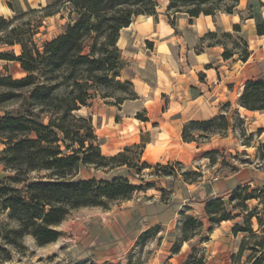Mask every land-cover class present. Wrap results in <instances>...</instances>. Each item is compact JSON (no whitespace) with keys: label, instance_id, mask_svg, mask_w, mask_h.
I'll use <instances>...</instances> for the list:
<instances>
[{"label":"trees","instance_id":"obj_1","mask_svg":"<svg viewBox=\"0 0 264 264\" xmlns=\"http://www.w3.org/2000/svg\"><path fill=\"white\" fill-rule=\"evenodd\" d=\"M69 2L76 17L68 23L63 32L51 40L42 43L39 50L32 40L34 31L30 25L26 29L13 25L16 17L9 18L0 14V41L4 44H19L21 53L0 52V58L16 60L27 75L20 79L11 76L0 77V85L7 89L0 92V103L16 98L21 89H27L26 99L35 106H40L39 112L26 110L10 114L5 112L0 117V142L4 147L0 150V162L4 169L12 172L0 180V205L9 210V217L14 218L18 228H10L0 223V240L15 247H24L22 237L30 235L39 246L54 242L59 236L57 225L74 208L80 206H101L113 200L128 198L135 189L130 181L115 175L105 178H77L82 167H93L101 170H111L119 166L130 167L134 158L127 155L142 145L125 146L112 155H104L100 142L93 132L90 116L76 113L82 106H88L91 98L99 94L106 99L109 93H101L102 88L115 86L126 92L125 86H131L130 81L118 80L120 68V49L117 47L119 31L130 24L133 17L139 14L155 15L153 0H56ZM180 2L190 18L200 14L214 15V10L225 13L232 12V5L220 9L215 6L226 0H171V6ZM239 31L237 24L233 25ZM258 34L264 33V25H258ZM211 33L212 31H208ZM226 35L230 36L229 33ZM201 41V37H200ZM248 51L244 50L241 59L246 60ZM232 53L225 49L221 56L224 59ZM127 93V92H126ZM134 91L128 97H118L115 103L133 98ZM239 106L247 110H264V80L246 81L238 99ZM42 112L45 115H41ZM135 117L147 120L140 112ZM46 121H44V119ZM227 128L228 120L225 114L218 113L208 120H189L181 131L183 141H197V137L207 136L214 125ZM199 125L197 134L188 130ZM141 154V152H140ZM261 156L264 157V143L261 146ZM140 155L138 156V159ZM213 163L214 159H209ZM142 166L149 165L141 161ZM165 169V166L155 164ZM32 171H45L36 177H30ZM184 174V173H182ZM249 185L238 184L230 191V197L225 203L221 197L208 196L205 202L204 215L209 222L210 233L221 221L231 220L245 212L244 227L235 224L232 232L248 233L242 238L239 255L245 249L253 253L251 264H262L264 261V235L254 232L251 219L255 217L259 227L262 219L254 210H248L246 201L257 199L263 205L264 185L262 188L251 189ZM259 194H254L256 192ZM236 200L235 206L232 202ZM227 205L233 214L227 210ZM203 223L195 216L188 215L182 222V241H187L192 234L200 230ZM189 230V231H187ZM254 239L250 247L246 240ZM208 240L206 236L204 241ZM175 252L178 248H175ZM192 252L184 264H204L202 255ZM10 259V253L0 244V262Z\"/></svg>","mask_w":264,"mask_h":264},{"label":"rangeland","instance_id":"obj_2","mask_svg":"<svg viewBox=\"0 0 264 264\" xmlns=\"http://www.w3.org/2000/svg\"><path fill=\"white\" fill-rule=\"evenodd\" d=\"M12 6V14L5 16L9 18L16 17L13 25H17L26 29L30 25L34 31L32 40L39 50L42 49L44 41L51 40L61 34L68 23H72L76 17V13L72 10L69 2H57L56 0H47L46 4L28 6L26 0L24 5L18 4L16 0H10ZM155 2V15H167L168 22L175 26L180 22L184 26L190 22L189 16L184 11H175V9L184 10L182 3L177 2L171 6V0H153ZM232 5V12L236 16V22L229 24L225 30L222 22L217 18L220 10H214V15H210L215 22V28L209 33L206 31L201 36L200 44L218 43L222 47V52L227 49L232 53L225 65L226 79L225 86L229 90V95L234 98L238 93L242 92L243 86L249 80H264V33L258 34L256 29L258 25H264V1L263 0H226L215 6L220 9ZM3 15V14H1ZM142 14L133 17H141ZM202 15V14H200ZM143 16V15H142ZM237 24L239 31L233 28ZM121 30V29H120ZM229 33L230 36L226 35ZM4 34H0V39ZM120 37V31H119ZM118 37V39H119ZM117 39V42H118ZM117 44V43H116ZM144 47L152 48V43L145 42ZM117 47L119 48L118 44ZM248 51L246 60H242L244 50ZM120 49V48H119ZM196 49L199 50L198 46ZM0 52H12L14 55L21 53L19 44L8 45L0 41ZM221 52V54H222ZM120 68L118 80L129 81L121 74L122 70H128L129 64L127 59L122 57L120 50ZM223 58V57H222ZM224 59V58H223ZM249 59V63L243 65ZM27 75L20 67V63L16 60H5L0 58V77L11 76L12 79H20ZM247 78V80H245ZM126 92L115 86L101 90V93L110 94L106 99L98 95L88 100V106H82L76 113L81 116H90L93 125V132L99 139L104 142L101 136L102 131H96V125L100 126L102 119L107 115L110 106L119 109L115 119L118 120L123 115L122 108L115 103L118 97H128V93L133 89L131 86H125ZM4 86L0 85V92ZM27 89L16 91L20 95L11 100L0 103V117L9 112L16 114L24 112L27 109L33 112H39L40 106L29 103L26 99ZM238 96V97H239ZM239 99V98H238ZM241 107V106H240ZM222 113L226 115L228 120L227 128H221L217 124L214 125L212 131L207 136L197 137L198 143L208 142L209 144L196 152V158L186 165L178 162L160 164L165 169L156 167H136L142 166L141 159H138L142 149L134 148L127 155L134 158L132 165L119 166L111 170L95 169L93 167H82L77 178H105L109 179L115 175L126 177L132 185H136L137 189L126 199L109 201L107 207L101 206H80L72 209L66 217L57 225L59 230L58 238L43 246H39L33 242L32 236L24 235L21 239L24 247H15L12 244L4 243L0 240L1 248L10 253V259L2 262H14L19 264H76L80 261L82 254L81 248H71V244L75 247V242L79 240L86 228L94 223L107 218L116 219L121 226L122 237L109 239H94L90 248L100 246L104 253H110L112 245H117L115 255L103 260L89 259L82 264H184L188 255L195 248L196 256L202 255L204 264H251L252 251L245 249L239 255V246L242 238L248 233L238 231L236 234L232 232V227L237 224L244 227L245 212L239 213L235 218L227 222L221 221L216 228L208 232L209 222L204 215L205 202L204 198L210 196L211 185L227 173L234 172L242 165H252L260 172L259 181L252 183H243L249 185L251 189H260L264 185V157L261 156V146L264 143V110L246 111L239 108L238 101L231 105L225 101L221 106ZM42 112L41 115H45ZM142 117L144 112H140ZM102 118V119H101ZM47 118L44 119L46 121ZM141 120V119H140ZM199 125H195L188 130V133L195 132L199 129ZM141 145V144H140ZM4 145L0 142V150ZM106 146H102L101 151L107 153ZM118 152V151H117ZM116 152V153H117ZM115 154V153H114ZM111 155V154H105ZM214 159L213 163L209 159ZM0 173L3 175H11L12 172L4 169V165L0 162ZM45 171H32L30 177H36L39 174H45ZM184 173V174H182ZM176 180H179V191L174 192ZM261 181V182H260ZM184 183V184H183ZM162 186V187H159ZM158 191L159 199L163 204L170 207L163 214L165 221L155 224L140 234L134 233V228L139 224L140 220L147 217L146 202L148 197L146 192ZM254 194H259L253 192ZM221 197L226 203L230 197V191L224 194L213 195ZM264 197V194L262 195ZM236 200L232 202L235 206ZM248 210H254L262 219V226L259 227L255 217L251 219V227L254 232L264 235V212L263 205L257 199L246 201ZM179 204V205H178ZM178 209V210H177ZM227 210L231 211L232 207L227 205ZM232 213H238V210H232ZM178 215V216H177ZM192 215L201 220L203 223L199 231L192 234L187 241H182V222L186 216ZM177 217V220H174ZM225 221V220H224ZM0 223L7 224L10 228H18L17 221L9 217V210H4L0 205ZM189 231V230H187ZM100 232V231H98ZM208 240L204 241L205 237ZM99 241V242H97ZM113 241V242H112ZM254 239L246 240V247L253 244ZM175 248L178 251L175 252ZM119 250V252H117ZM94 257L95 254H92ZM91 256V257H92ZM173 257V260L170 258ZM264 264V261L263 263Z\"/></svg>","mask_w":264,"mask_h":264},{"label":"crops","instance_id":"obj_3","mask_svg":"<svg viewBox=\"0 0 264 264\" xmlns=\"http://www.w3.org/2000/svg\"><path fill=\"white\" fill-rule=\"evenodd\" d=\"M16 1L24 5L23 0ZM10 3V0H0V14H12ZM46 3L47 0H26L28 6ZM217 18L224 24L225 30L229 24L236 22V16L233 14L220 13ZM214 28L215 22L210 15L192 17L186 26L180 22L175 27L168 22L167 15L161 17L157 13L136 17L120 30L117 44L122 57L129 61L128 70H122L121 74L132 83L135 95L125 99L120 105L123 115L118 120L115 116L121 114L119 109L110 106L105 118H101L100 126L96 125V131H102L101 136L104 138L100 149L102 146L108 149L107 153L101 151L102 154L112 155L125 146L141 144L140 159L149 166L173 162L186 165L196 158V152L209 144L183 141L181 131L187 121L208 120L222 112L221 106L225 101L232 105L239 98V93L231 98L225 86L224 64L227 60L221 56L220 44L199 45L200 37ZM145 42L152 43V48L144 47ZM248 63L249 59L243 65ZM239 108L250 111L240 106ZM137 112H144L147 120L136 118ZM4 176L0 173V180ZM260 177L256 167L250 164L242 165L234 172L214 181L210 196L228 193L238 184L259 181ZM180 183L176 180L174 192L179 191ZM157 192L153 190L144 193L148 197V216L140 220L134 228L136 235L165 221L163 211L170 206L160 201ZM174 220H177V217ZM121 230L118 221L110 218H104L100 223L96 222L86 228L75 242V247L71 244V248L75 250L81 248L83 254L80 256L81 260L75 263L82 264L85 260H103L114 256L117 245H112L111 255L103 254L104 251L99 245L94 248L90 246L94 239L98 240L100 237L107 236L111 240L122 237ZM33 242L35 243L34 240ZM170 260H173V257Z\"/></svg>","mask_w":264,"mask_h":264}]
</instances>
